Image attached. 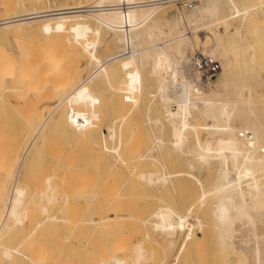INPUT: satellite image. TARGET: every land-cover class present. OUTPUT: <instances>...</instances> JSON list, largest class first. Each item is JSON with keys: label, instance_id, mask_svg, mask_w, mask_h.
Here are the masks:
<instances>
[{"label": "bare ground", "instance_id": "bare-ground-1", "mask_svg": "<svg viewBox=\"0 0 264 264\" xmlns=\"http://www.w3.org/2000/svg\"><path fill=\"white\" fill-rule=\"evenodd\" d=\"M44 1L0 2V37L19 45L1 48L0 96L34 100L21 148L0 143V264H264V0H191L167 30L176 0ZM108 33L117 49L96 58L86 38ZM197 45L220 63L213 82L188 68ZM66 127L70 147L53 144ZM40 147L57 154L26 193ZM79 177L81 228L50 214Z\"/></svg>", "mask_w": 264, "mask_h": 264}, {"label": "rangeland", "instance_id": "rangeland-1", "mask_svg": "<svg viewBox=\"0 0 264 264\" xmlns=\"http://www.w3.org/2000/svg\"><path fill=\"white\" fill-rule=\"evenodd\" d=\"M2 0H0V2H1ZM46 1L47 0H45L44 2L46 3ZM50 1V3L47 1V3L45 4V5H52V4H59V3H64V2H66V1H68V0H49ZM53 1H54V3H53ZM69 1H72V0H69ZM87 1H90V0H87ZM188 0H176L175 2H173L172 4H170V5H167L166 7H164L163 9H161L160 11H159V13H158V15L161 17V22L164 24V26H163V24L161 25V26H163V27H161L163 30H167V28H165V27H167L165 24V20H164V18H162V16L163 17H169L171 14H173V13H175V12H179V11H185V10H187L188 8H189V6H188ZM52 3V4H51ZM43 4V3H42ZM174 4V5H173ZM28 5V6H27ZM27 5H25L24 7H18V8H16L15 10L16 11H22V9H24V8H31V7H33V5H30L31 7H29V4H27ZM34 6H36L37 7V5H34ZM38 6H40V5H38ZM179 10V11H178ZM170 13V14H169ZM0 14L2 15L3 14V11L0 9ZM162 14V15H161ZM0 15V16H1ZM165 17V18H166ZM163 19V20H162ZM233 22L235 23V24H237L238 23V19L237 18H234L233 19ZM264 24V23H263ZM262 24V25H263ZM264 26V25H263ZM214 28H216V26H213ZM220 28V29H219ZM220 32H223V29H222V27H218L217 28ZM198 32V33H197ZM187 33V34H186ZM194 33H196L197 35L198 34H200L199 36L201 37V38H203V36H205V35H208L209 33L207 32V30H199V31H196V32H194ZM204 33H206V34H204ZM26 34L28 35L29 33H27L26 32ZM26 34H24V36H22V37H24L23 39L24 40H26L25 38H27V39H29V38H31L30 37V35L31 36H33L32 35V33H30V35H28V36H26ZM190 34H193V30H191V29H186V32H185V35H190ZM35 35V34H34ZM40 34H38V36H39ZM59 35L60 34H57L56 33V36H58L59 37ZM107 35H109L110 37H112L111 39H109L108 37H107V41L106 40H104V39H102V38H97L94 34H91V35H89L87 38H86V40L88 41V50H90V51H92V53H94L95 52V54L96 53H98L99 54V56L98 57H96V58H101V57H103V56H105V55H108V54H110V53H112V51L114 52L116 49H117V46L114 44V41H113V36L111 35V34H107ZM36 36H37V34H36ZM37 36V38H38V40L39 41H42V37H41V35H40V38ZM2 37H4L3 38V40L2 39H0V42L1 43H3V45L0 43V52H2V49H3V52H6L7 54H12V55H15V54H17L18 53V51L16 50V48L18 47L19 48V45H18V43L16 42V40L11 36V35H2L0 38H2ZM6 37V38H5ZM29 37V38H28ZM61 37V36H60ZM67 37H69V35H63L62 36V38H67ZM9 39V40H8ZM4 40H8V41H10V42H6V41H4ZM30 40V39H29ZM13 41L16 43L15 44V46H14V44H13ZM110 41H111V43H110ZM170 41H172V40H170ZM159 42V41H158ZM161 42V41H160ZM5 43H6V45H5ZM198 45H200V44H198ZM197 45V46H198ZM4 46V47H3ZM17 46V47H16ZM197 46H195V48H188V50H187V55L190 57V54H192V53H194V52H201L202 53V50H201V46L199 47H197ZM16 47V48H15ZM2 48V49H1ZM192 50V51H191ZM126 51L128 52L129 51V48L128 49H126ZM190 51V52H189ZM127 52H124V53H127ZM188 68L190 67V68H192L193 69V67H191L190 65H191V62H189L188 63ZM195 70V69H194ZM86 74V73H85ZM85 74H83L84 76H85ZM83 76V77H84ZM217 76H218V74H216V76H214L213 78H212V81L211 82H213L216 78H217ZM7 85H11V82L10 81H6L2 86H7ZM230 86H235V83L233 84V83H231L230 84ZM34 100H33V96H32V94H29L28 96H26V97H6V96H4V95H2V96H0V136L2 137H0V143L1 144H4V145H6L8 142V144H12L13 142L14 143H16V142H18V144H14V145H11L12 147H17L18 146V149H20L21 148V146H22V143L26 140V136H25V133H26V130L25 129H28V127L26 126V123H25V116H26V114L28 113V106H30V104L33 102ZM262 101V100H261ZM141 103H143L142 101H141ZM138 108H142V106L141 105H139L136 109L137 110H141V111H139V113L140 114H138L137 116H138V122H140L141 123V126L142 125H144L145 127H147L145 124H146V121L144 122V123H142V120L143 119H146V117H145V112H143V110L142 109H138ZM135 109V111H137ZM137 114V113H136ZM144 121V120H143ZM137 122V121H136ZM138 122H137V124H138ZM139 126H140V124H139ZM143 126V127H144ZM68 128H70V130H71V127H69V126H67ZM67 127H66V129L65 128H63L64 129V132H63V129L60 131L59 130V132H58V135L56 134V136L55 137H57V139L56 140H59V141H56V142H54L53 144H58V142H60L58 145H66V147H68L69 145H70V137H69V135H70V133H71V131H69L68 129H67ZM142 127V128H143ZM146 129V128H145ZM143 130H144V128H143ZM25 131V132H24ZM23 132V133H22ZM61 133V134H60ZM60 134V135H59ZM71 136V135H70ZM69 137V138H68ZM5 142H1L2 140ZM5 139V140H4ZM16 140V141H15ZM12 142V143H11ZM7 144V145H8ZM53 144H49V145H53ZM56 144V145H57ZM16 145V146H15ZM68 145V146H67ZM59 147H61V146H59ZM66 147L64 146V148H63V146H62V148H61V150H64V149H66ZM70 147V146H69ZM70 149V148H69ZM44 150V151H43ZM68 150V149H67ZM53 153H52V152ZM56 151V150H55ZM69 151V150H68ZM57 152V151H56ZM64 152L66 153V151L64 150ZM40 153H41V155H40ZM52 154V155H51ZM55 152H54V149H50V148H46L45 147V149H43L42 147H40L39 149H38V156H36V159H34V161L35 162H32L33 164H34V166H32L29 170H27L24 174H25V178H26V180H27V182L28 183H25L24 184V188H25V192L26 193H29L33 188H35V184L33 185V183H32V180H34V182H36V181H38V179H40V178H42V176L44 175V176H46V175H48V174H50L51 172H50V169L52 168L51 166L53 165V162H54V160H53V158L55 157V155L57 154H55ZM66 154H68V152L66 153ZM46 157V158H45ZM41 159H42V162H41ZM38 160V161H37ZM42 163V164H40V163ZM38 163V164H37ZM32 164V165H33ZM16 166H17V164H14L13 165V167H12V169H11V175H10V180H9V184H8V186H10L11 185V182L13 181V178H14V175H15V171H16ZM50 168V169H49ZM35 169H37V170H35ZM48 172H50V173H48ZM46 173H48V174H46ZM43 176V177H44ZM80 178V179H79ZM79 178H77V179H75L76 181L73 183V185L75 186L73 189L75 190V191H77L78 193H76V192H74L75 194H74V196L75 197H72L71 199H70V201H69V210L67 209L65 212H63V213H60V212H58V211H55L56 210V208L55 207H53L52 209H51V211H50V214H51V212H53L52 214H57V215H59V216H65V217H67V219H68V216H70V217H72V219H73V221L75 222L76 220H77V218H78V224H77V226L78 227H82V226H79V225H81L80 223L82 222V224H83V227L85 226L84 225V220L87 218V215H88V209H87V199L85 198L86 196L84 195V193H83V184H82V182H83V178H81V177H79ZM82 179V180H81ZM80 180H81V183H79L80 182ZM74 181V180H73ZM41 182L42 183H44L43 181H39V184H40V186H42L41 185ZM77 182V183H76ZM77 186H76V185ZM79 184H80V186H79ZM79 187H82V189L81 190H78L79 189ZM77 188V189H76ZM9 190V189H8ZM82 191V192H81ZM9 192V191H8ZM80 193H81V195H80ZM83 193V194H82ZM83 196V197H82ZM83 198H85L86 199V202H85V200L83 199ZM82 205H80V204ZM80 205V206H79ZM71 206L73 207L72 208V210H71ZM78 208V210H76ZM82 209L84 210V211H82ZM71 210V211H70ZM55 212H58V213H55ZM69 213L68 215H67V213ZM75 213H76V215H75ZM78 213V214H77ZM85 213H87V214H85ZM65 214V215H64ZM85 215V216H83V215ZM38 215H40V216H38ZM38 215H37V219H42L43 217H44V214H41V213H38ZM75 215V216H74ZM79 216V217H78ZM42 217V218H41ZM75 218V219H74ZM82 219H84V220H82ZM77 221H76V223H77ZM67 222V221H66ZM65 222V226L64 225H62V224H60V226H54V225H52V227H53V229H51L52 227L49 225V228L47 229V230H44L42 233H44L45 234V236H44V234H39V238H37V240L38 241H36L37 243H39V241L42 243L43 242V245H46V246H49L51 243L53 244V245H50L49 247H52V246H54V244H55V241H56V239L55 238H57L58 239V237H63V236H67V235H69L70 233H71V231L73 230L72 229V227L70 226V224L69 223H66ZM47 223L49 224L50 222H48L47 221ZM67 224V225H66ZM72 225V224H71ZM64 226V227H63ZM29 227H26L25 229H28ZM60 228V229H59ZM68 228V229H67ZM57 229V230H56ZM49 230H52V231H49ZM58 230L60 231V230H62V231H60L59 233H57L58 232ZM64 230V231H63ZM55 231H57V232H55ZM50 232V233H49ZM53 232V233H52ZM63 232V233H62ZM66 232V233H65ZM52 233V234H51ZM20 234H22V233H20ZM50 234V235H49ZM53 234H55V235H53ZM60 234L62 235V236H60ZM41 235H42V237H41ZM51 235H52V237H51ZM54 238V239H53ZM43 240V241H42ZM51 240H52V242H51ZM47 242V243H46ZM45 243V244H44ZM49 243V244H48ZM40 244V243H39ZM2 264H6L5 262H2Z\"/></svg>", "mask_w": 264, "mask_h": 264}, {"label": "built area", "instance_id": "built-area-1", "mask_svg": "<svg viewBox=\"0 0 264 264\" xmlns=\"http://www.w3.org/2000/svg\"><path fill=\"white\" fill-rule=\"evenodd\" d=\"M151 0H145L144 2H136L134 4L151 3ZM188 6L192 5V1L188 0ZM190 62L192 67L197 70L201 76L207 80H212L220 70V63L217 59L210 55H205L201 52H194L191 54Z\"/></svg>", "mask_w": 264, "mask_h": 264}]
</instances>
